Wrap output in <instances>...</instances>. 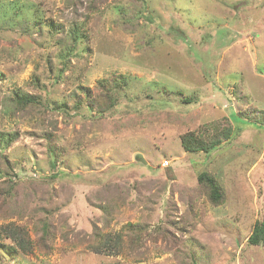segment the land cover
<instances>
[{
	"label": "rangeland",
	"instance_id": "rangeland-1",
	"mask_svg": "<svg viewBox=\"0 0 264 264\" xmlns=\"http://www.w3.org/2000/svg\"><path fill=\"white\" fill-rule=\"evenodd\" d=\"M245 109L264 110V0H0V264H264V124ZM216 122L228 141L184 151Z\"/></svg>",
	"mask_w": 264,
	"mask_h": 264
},
{
	"label": "trees",
	"instance_id": "trees-1",
	"mask_svg": "<svg viewBox=\"0 0 264 264\" xmlns=\"http://www.w3.org/2000/svg\"><path fill=\"white\" fill-rule=\"evenodd\" d=\"M79 38V34L75 33L72 35V40ZM111 83L115 86L122 87L126 84L124 77H117L113 79ZM103 86V82L100 83ZM111 88H107L110 90ZM183 103H190L191 98H182ZM13 103L14 108L20 109L26 107L28 104L36 102L34 96L30 94H14V97L10 99ZM114 98L111 93H106V98L101 99L98 105L95 106L97 112L107 111L109 108L114 106ZM95 105L94 101L89 103V106L93 108ZM237 122L239 120L250 121L257 124H264V110L256 109H245L235 113ZM212 129H205L203 135L194 134L192 131L181 136V146L186 152H205L208 153L223 142L228 141L233 135L232 125H220L218 122L209 124ZM0 155H2L0 153ZM197 180L200 184L204 185L208 190V197L211 202L219 203L222 199V191L217 180L209 175L207 171H200L197 174ZM43 233L46 232V225H43ZM3 229L6 231V236L9 237L13 242L17 244L21 252H25L28 248L29 242L26 240V233L20 228L13 227L11 225H5ZM105 242V241H104ZM247 243L250 245H261L264 244V211L262 217L254 221L251 232L247 237ZM102 244V243H101ZM100 243L97 244L99 246ZM14 249V248H13ZM16 249V248H15ZM14 249V250H15Z\"/></svg>",
	"mask_w": 264,
	"mask_h": 264
}]
</instances>
